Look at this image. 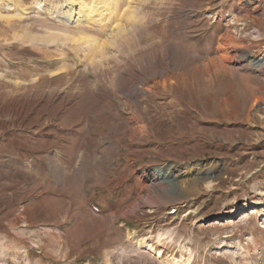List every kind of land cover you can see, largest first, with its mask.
Instances as JSON below:
<instances>
[{
	"label": "rangeland",
	"instance_id": "374dc122",
	"mask_svg": "<svg viewBox=\"0 0 264 264\" xmlns=\"http://www.w3.org/2000/svg\"><path fill=\"white\" fill-rule=\"evenodd\" d=\"M89 1L0 0V264H264V0Z\"/></svg>",
	"mask_w": 264,
	"mask_h": 264
},
{
	"label": "bare ground",
	"instance_id": "6f19581e",
	"mask_svg": "<svg viewBox=\"0 0 264 264\" xmlns=\"http://www.w3.org/2000/svg\"><path fill=\"white\" fill-rule=\"evenodd\" d=\"M71 1V3H73V1L74 0H70ZM95 0H91V2L89 1L88 2V4H86V5H88V7H87V10H86V12H85V17H87V19H93L94 20V18H96L97 16H101L102 15V12L104 11V10H106V11H109V15L111 16L112 14L114 15V13H113V5H110V4H108V6H107V3H106V1L105 2H103V0H102V2L100 1V0H97L98 2L97 3H95L94 2ZM112 1V0H111ZM110 1V2H111ZM70 3V4H71ZM102 4V5H100V6H102L100 9H99V7H97L98 5L97 4ZM116 3V2H115ZM114 3V4H115ZM77 5H79V4H77ZM81 5H84L83 4V1L81 2ZM81 5H79V7H81ZM110 6V7H109ZM84 7V6H83ZM86 7V6H85ZM81 9V8H80ZM53 11V8L51 7V6H49V7H47V13H51ZM109 17V16H108ZM111 17H113V16H111ZM115 17V16H114ZM106 20L108 19L106 16L104 17ZM103 18V19H104ZM103 19L101 20L102 22H103ZM86 20V19H85ZM106 20H104V21H106ZM88 21V20H87ZM86 21V22H87ZM115 21V20H114ZM120 21V20H119ZM114 23V22H113ZM117 23V22H116ZM105 24V23H104ZM113 25V24H112ZM118 25H119V23H118ZM121 26V25H120ZM119 26V27H120ZM113 27V26H112ZM116 27H117V25H116ZM126 27V26H125ZM120 28H122V27H120ZM115 31V30H114ZM89 37H90V39H88V42H92L93 40H94V38H92V36L91 35H89ZM261 56H263L264 57V52L261 54ZM250 64L251 65H253L254 67H260V64H256V63H254V61H250ZM246 76V75H245ZM245 83V82H244ZM254 85H252V87H253ZM250 87V86H249ZM254 88V87H253ZM251 94H253V93H251ZM160 170L161 171H158V170H156L155 172H154V174H153V177H164L168 172H167V170H169V167L168 166H162L161 168H160ZM178 174H174V177L175 176H177ZM173 176V175H172Z\"/></svg>",
	"mask_w": 264,
	"mask_h": 264
}]
</instances>
